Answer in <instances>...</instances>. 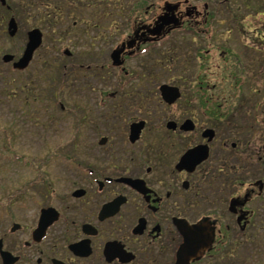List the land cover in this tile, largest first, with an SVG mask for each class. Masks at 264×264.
I'll use <instances>...</instances> for the list:
<instances>
[{"label":"flooded vegetation","instance_id":"af4514ba","mask_svg":"<svg viewBox=\"0 0 264 264\" xmlns=\"http://www.w3.org/2000/svg\"><path fill=\"white\" fill-rule=\"evenodd\" d=\"M53 54L83 77L66 175L37 180L35 224L6 226L0 264L231 263L264 195L235 119L250 75L264 85V0H0L2 85Z\"/></svg>","mask_w":264,"mask_h":264},{"label":"rangeland","instance_id":"374dc122","mask_svg":"<svg viewBox=\"0 0 264 264\" xmlns=\"http://www.w3.org/2000/svg\"><path fill=\"white\" fill-rule=\"evenodd\" d=\"M45 30L47 36L54 34L50 28ZM175 43L170 48L177 49ZM239 43L242 44L241 36H233L232 46L237 48ZM10 49H14L11 42ZM52 59L54 63L51 71L44 69L41 59H37V63H33L24 72L10 70L8 86L4 87L0 80V226H3L0 227V235L9 223L18 221L29 227L35 224L39 193L37 180L40 177L66 175L59 166H64L68 160V145L77 117L69 110L82 106L83 77L80 73H63L65 58L58 60V55L53 54ZM42 70L44 73L41 75ZM165 76L160 72L159 80ZM249 79L254 83L246 85L238 94L236 107L244 96L239 107H243V110L235 119L246 130L249 149L256 154L257 158L248 163L247 172L250 180H256L264 179V136L258 141L259 134L264 133L259 129V126L264 129V110L260 107L264 85L257 83V77L251 78L250 75ZM66 83L67 86L64 85ZM74 85L79 89H72ZM231 93L232 89L227 87L221 94L228 95L233 101ZM56 96L67 107V111L61 110L60 103L55 100ZM259 156H263V159L259 160ZM253 206L258 214L252 218L249 243L243 248H234L229 264H264V233L261 232L264 229V195Z\"/></svg>","mask_w":264,"mask_h":264},{"label":"water","instance_id":"95a60500","mask_svg":"<svg viewBox=\"0 0 264 264\" xmlns=\"http://www.w3.org/2000/svg\"><path fill=\"white\" fill-rule=\"evenodd\" d=\"M42 40V33L39 29H35L30 32V38H29V43L27 45L24 57L22 61L19 63L20 66L25 65L28 63L29 59L31 58V55L35 51L37 47H39L40 43ZM6 255L4 256L5 258L9 255L8 253H5Z\"/></svg>","mask_w":264,"mask_h":264}]
</instances>
